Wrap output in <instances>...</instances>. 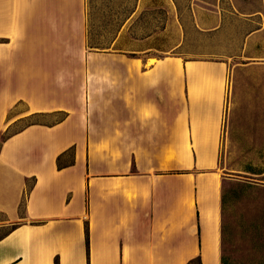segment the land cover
I'll list each match as a JSON object with an SVG mask.
<instances>
[{
    "label": "crops",
    "instance_id": "1",
    "mask_svg": "<svg viewBox=\"0 0 264 264\" xmlns=\"http://www.w3.org/2000/svg\"><path fill=\"white\" fill-rule=\"evenodd\" d=\"M94 25L88 0H0V136L65 113L0 146V264H221L228 60L264 62V0H131L106 43Z\"/></svg>",
    "mask_w": 264,
    "mask_h": 264
},
{
    "label": "rangeland",
    "instance_id": "2",
    "mask_svg": "<svg viewBox=\"0 0 264 264\" xmlns=\"http://www.w3.org/2000/svg\"><path fill=\"white\" fill-rule=\"evenodd\" d=\"M88 1L95 24L94 40L106 43L129 12L131 0ZM232 24L230 31L243 32L247 28L244 21L232 20ZM208 40L195 34L187 49L191 53H208L212 46ZM222 47L233 51L231 43ZM228 61L230 70L219 155V170L224 176L222 186L226 190L222 252L233 264H264V172L246 171L248 167L264 171V62L247 65L242 63L250 59ZM64 114H34L16 123L11 131L35 121L52 123ZM245 182L250 184L242 185Z\"/></svg>",
    "mask_w": 264,
    "mask_h": 264
},
{
    "label": "trees",
    "instance_id": "3",
    "mask_svg": "<svg viewBox=\"0 0 264 264\" xmlns=\"http://www.w3.org/2000/svg\"><path fill=\"white\" fill-rule=\"evenodd\" d=\"M65 118V114L59 118L58 120L54 121V122H57V121H60L62 119ZM30 123H46V122H39V121H35V122H30ZM10 130L7 129L1 136H0V146L2 144V142L7 139V137L10 135ZM74 150L73 146L70 147V151L72 152ZM58 166L59 167H64V164L63 162L58 158ZM183 172H186L187 170H182ZM246 171L252 173V174H261L263 173L264 171L263 170H257L256 168H253V167H248L246 168ZM250 182H245V184H242V185H249ZM225 202H226V190L224 189L223 192H222V208H224V205H225ZM86 232H87V240L89 242V229L88 227H86ZM56 263L59 264V260L57 259L56 260ZM221 264H233V262L230 260L229 257H227L225 254L222 255V263Z\"/></svg>",
    "mask_w": 264,
    "mask_h": 264
},
{
    "label": "bare ground",
    "instance_id": "4",
    "mask_svg": "<svg viewBox=\"0 0 264 264\" xmlns=\"http://www.w3.org/2000/svg\"><path fill=\"white\" fill-rule=\"evenodd\" d=\"M215 264V263H214Z\"/></svg>",
    "mask_w": 264,
    "mask_h": 264
}]
</instances>
